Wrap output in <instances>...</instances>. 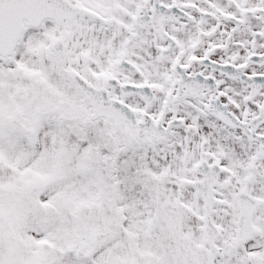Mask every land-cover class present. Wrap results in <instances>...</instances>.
Returning a JSON list of instances; mask_svg holds the SVG:
<instances>
[{
  "label": "snow or ice",
  "instance_id": "obj_1",
  "mask_svg": "<svg viewBox=\"0 0 264 264\" xmlns=\"http://www.w3.org/2000/svg\"><path fill=\"white\" fill-rule=\"evenodd\" d=\"M0 264H264V0H0Z\"/></svg>",
  "mask_w": 264,
  "mask_h": 264
}]
</instances>
